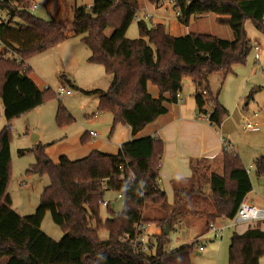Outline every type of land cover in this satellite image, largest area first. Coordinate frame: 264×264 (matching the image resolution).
<instances>
[{
    "label": "trees",
    "instance_id": "trees-1",
    "mask_svg": "<svg viewBox=\"0 0 264 264\" xmlns=\"http://www.w3.org/2000/svg\"><path fill=\"white\" fill-rule=\"evenodd\" d=\"M60 1L63 15L45 19L32 11L33 0H0V8L8 13V19L0 21V99L7 121L0 130V264H192L199 241L165 251L169 235L176 229L175 223L180 225L192 215H205L201 233L208 232L217 219L235 216L253 189L239 155L229 148L223 150L222 174L201 172L198 161L187 184L173 182L174 201L170 204L158 186L164 152V141L159 137L126 141L117 154L93 150L77 160L61 156L57 163L47 157L43 144L36 143L31 150L37 161L26 173H47L49 183L42 190L35 212L21 215L13 209L7 191L10 122L55 96L49 87L40 90L30 76L32 68L24 65L34 55L82 36V43L90 50L87 61L101 64L111 76L108 88L84 90L64 73L59 79L64 87L99 94L97 109L112 114V128L117 124L129 126L136 135L167 113L168 104L178 102L185 77L195 84L193 96L200 112H204L207 102L214 104L210 121L220 127L229 112L214 96L208 77L214 72L228 75L235 64L246 62L253 46L245 22L252 20L264 33V0H175L179 23L188 25L192 15L214 13L219 24L230 28L233 39L195 32L172 35L164 24H148L145 17L137 20L139 36L131 39L126 32L138 14L141 0H94L90 6L75 7L72 17L67 0ZM109 27L113 31L107 36L105 30ZM148 83L158 87V97L149 93ZM55 120L58 126L73 121L61 101ZM254 164L257 174H264V156L256 158ZM205 184L209 187L207 197ZM110 191L122 195L123 206L120 211L110 210V216L102 220L101 203ZM204 197L210 198L212 210L203 204ZM149 205L158 208V216L146 215ZM110 206L108 202L106 207ZM47 210L54 213L63 230L60 239L41 228ZM93 221L95 228L91 226ZM139 222L157 223L161 228L155 235L153 253H137L131 245ZM263 224L257 223L242 233L233 232L228 264H260L264 256ZM99 229H106L108 237L100 238Z\"/></svg>",
    "mask_w": 264,
    "mask_h": 264
},
{
    "label": "rangeland",
    "instance_id": "rangeland-1",
    "mask_svg": "<svg viewBox=\"0 0 264 264\" xmlns=\"http://www.w3.org/2000/svg\"><path fill=\"white\" fill-rule=\"evenodd\" d=\"M83 3L90 6L92 0H83ZM154 8L155 2L149 3L146 0H141L138 14L126 32L128 38L133 39L139 36L137 20L139 18L145 19L144 16L147 12L151 16L145 20L148 24L153 22L156 18ZM173 9L177 10L175 7ZM35 14L44 16L41 8ZM62 15L60 13L45 17L50 19ZM0 16L3 19L8 18L7 11L0 8ZM216 16L214 13H209L201 20L193 21L190 31L217 35L225 39L230 29L227 26L219 25L215 20ZM177 28L179 32L176 35L185 34L183 25L179 24ZM245 28L253 46L246 62L235 64L233 72L228 75L222 72H214L209 78L214 96L218 95V99L229 111L228 121L225 123L226 132H222V135L232 143L235 149L243 153L246 168H250L253 190L248 194V198L251 203L264 209V174H257L255 164L252 161L256 157L264 156V33L258 31L250 19L246 21ZM166 30L171 33L169 24H167ZM112 31L113 29L109 27L105 30V34L110 36ZM81 37H71L70 40H65L56 45L54 49L30 58L31 75L42 90L49 87L55 96L34 109L15 117L10 122L11 170L7 191L11 196L13 209L21 215H29L35 212L40 203L42 190L49 183L47 173H26L30 166L37 161L35 152L31 150L35 143L44 145V152L53 163H56L59 156L64 153L70 158L76 159L86 155L92 145H106L108 143V137L111 133L109 128H112V114L109 112L102 113L97 109L99 104L97 95H87L66 86V89H71L72 94H59V87L62 84L58 76L60 72L86 90L96 87L107 89L109 86L111 76L105 72L104 67L101 64L86 62L90 50L82 43ZM229 39H233V35L230 34ZM187 86L191 87V81L190 78L185 77L183 87L187 88ZM59 101L73 116V121L65 126H58L55 120ZM246 103L249 104L246 105ZM205 107L210 113L214 110L213 103L210 101L206 103ZM0 117L2 123L4 121L2 111ZM248 122L258 123L259 129L248 131L245 128ZM121 126L122 124L115 125L114 130L123 128ZM217 128L219 129V127ZM85 130L98 131L100 135L90 137L86 133V139L83 141L82 136ZM32 134L38 135L37 141L32 139ZM19 150L27 151L20 154ZM220 165L222 166V164ZM204 170L206 173H210L208 167L202 169L201 172ZM203 189L207 197L209 194L208 185L205 184ZM167 197L169 199V195ZM206 197L202 199V202L209 210H212L211 200ZM105 199L110 200L111 206L107 208L101 205L100 216L102 220L110 216V210L120 211L123 206L122 200L116 199V193L113 191L108 192ZM171 200L173 202L174 198ZM146 215L151 218L158 216V208L149 205L146 209ZM205 218V215L189 216L180 226L173 229L169 235L170 241L166 245L165 251H172L194 241L193 239L199 234L201 227L203 228ZM229 221V219L221 220L218 225L227 224ZM91 226L96 227L94 221ZM248 226L247 224L228 226L222 237H216L208 232L203 238H198L200 244L204 245V249H197L200 254L193 253L192 264H228V247L233 232H242ZM41 228L46 233L53 235L55 239H60L63 236V230L58 225L54 213L50 210L45 212ZM157 228L161 231L157 223L150 224L148 228L149 241L155 242L156 237L152 232ZM97 234L102 239L109 235L106 229L97 230ZM150 252H155V245L150 247Z\"/></svg>",
    "mask_w": 264,
    "mask_h": 264
},
{
    "label": "crops",
    "instance_id": "crops-1",
    "mask_svg": "<svg viewBox=\"0 0 264 264\" xmlns=\"http://www.w3.org/2000/svg\"><path fill=\"white\" fill-rule=\"evenodd\" d=\"M33 1H34L35 7L32 8V11L35 13L37 12L38 9L41 8V10L43 11V15H44V16H40L42 18L47 19L45 16H55L60 13L63 14V5L60 0H33ZM93 1L94 0H92V3ZM81 5L89 6L88 4L83 3V0H67V6L69 8V16L72 17L74 8L81 6ZM154 9H155L154 13L156 15V18L153 20L152 23H162L165 26L169 24V28L171 32L170 34L176 35L177 32H179L177 27L179 24H181L177 21V18H176L178 11L177 10L175 11L173 8L172 10H169V9L161 10V9H156V8ZM173 15L175 18L173 17ZM205 15L207 14L192 15L190 17L188 25L181 24L184 27L185 34L192 32L190 31V27L193 21L197 19L201 20V18L204 17ZM216 18L217 16L215 17V20ZM7 19H8L7 17L3 19L0 16V21L7 20ZM222 26H225V25H222ZM194 32L199 33L197 31H194ZM227 34L228 35H226L227 37L225 39H229L230 34L233 35L231 30L230 32H227ZM67 40H70V38ZM55 47L51 49H54ZM255 48H258V47L255 46ZM88 57L89 55L86 58L87 63H89L87 61ZM30 61L31 60H29L28 65L32 68ZM60 74H62V72H60ZM30 76L32 80L36 83L38 88L42 90L40 86L37 84V81L33 77V75H30ZM208 79H209L210 89L211 91H213L210 78L208 77ZM110 80H111V77H110ZM190 81H191V87L187 86V88H185L183 87V83H182V89L180 91L178 102L168 104L167 113L160 115L156 120L148 123L139 132H137L136 135L132 134L131 128L129 126L122 125L121 127L123 128L121 129L116 128L115 130H114L115 127L109 128L111 133L108 137L109 139L106 145H102V144L95 145L94 144L92 145V147L90 146L91 148L88 150V153L86 155H83L80 158H76V159L70 158L67 154L64 153L59 156L57 162H59V159L61 156H66L71 160L81 159V158L88 156L93 150H98L100 152L107 153V154H117L121 144L126 141L132 140L134 138L145 137V136L159 137L164 141V152H163L161 163H160V176L158 179V186L160 189H162L165 192L166 197L167 195H169V199L167 197V201L170 204L173 203L171 198H174L173 197L174 195L173 182L176 181V184L178 185L187 184L189 179L193 176L194 167L199 164V163L197 164L198 161H200V165L198 167L201 170L208 167L210 173H216V174L223 173L222 155H223V150L225 149V146H226L225 143L227 144L229 149L234 150L239 155L243 164L246 166V163L244 162L243 153L235 149L232 143L222 135V132L223 133L226 132L225 123L228 121V116L224 119L225 122L223 121L219 129L211 121L206 120L205 114H207L209 111H207L206 107L204 108V112H200L198 110L197 103L193 96L196 90L195 84L192 82L191 79ZM80 88L84 89L83 87H80ZM92 89L106 90V89L98 88V87L92 88ZM92 89H89V90H92ZM148 91L153 97L159 96L158 87L153 85L152 83H148ZM70 94H72V92ZM93 95H97L98 100H99V94L94 93ZM217 98H218V95H217ZM218 101L226 108V106L219 99ZM248 104L249 103H246V105ZM1 111L3 113V105L0 99V112ZM0 119L2 120L1 117ZM112 119L113 117L111 115V122H112ZM4 121H6L5 118H4ZM4 121L2 123L0 122V130L7 123V121L6 122ZM113 130L114 132L112 134ZM90 131H94V130H88V131L85 130L83 134L87 133L88 135H90V137H94V136H91ZM96 132L100 135L98 131ZM256 158L252 159L253 163ZM220 164H222V166ZM249 166L251 167L252 165L250 164ZM247 171L250 174V168H247ZM116 199H118L117 195H116ZM118 200H121V199H118ZM245 200L251 203L248 198V195L246 196ZM108 201L111 204L110 200ZM227 219L228 218H219L217 219L215 224L218 225L221 220H227ZM238 224H247V223H238ZM180 225L178 223H175L174 227L177 228ZM222 225H225V224H222ZM247 225H249L248 227H250L255 224H247ZM247 228H245L242 232H244ZM262 228L264 229V224ZM159 231L160 229L157 228L154 232H152V234L157 235ZM201 232L202 230H199V234L193 240L199 241L198 238H201V237L203 238L209 231L206 233H201ZM242 232L239 231L237 233H242ZM49 235L55 238L53 235L51 234ZM199 245H202V244H200L199 242ZM195 253L200 254L199 251H196ZM260 264H264V256L260 258Z\"/></svg>",
    "mask_w": 264,
    "mask_h": 264
},
{
    "label": "built area",
    "instance_id": "built-area-1",
    "mask_svg": "<svg viewBox=\"0 0 264 264\" xmlns=\"http://www.w3.org/2000/svg\"><path fill=\"white\" fill-rule=\"evenodd\" d=\"M175 0H158L155 3V8L157 9H169L172 10L174 7ZM35 5H33L32 8H34ZM150 14L147 13L145 18H150ZM0 47L2 48L3 45L0 43ZM9 54H12V52H9ZM8 54V55H9ZM16 61H19V59L15 58ZM28 67V63L24 65V68ZM72 91L70 89H66L64 86L59 87V94H70ZM205 93V92H204ZM180 93L177 94V97L179 99ZM206 120L210 121L211 113L208 112L205 114ZM245 128L248 131H256L259 129V124L258 123H251L248 122L245 125ZM91 136H98L99 134L96 131H90ZM225 149L228 148L227 144L225 143ZM122 195L117 194V198L121 199ZM108 200H104L101 205L107 206L108 205ZM229 223L225 225H216V224H211L209 232L214 234L216 237H222L224 234V231L228 226H234L238 223H247V224H257L260 222H264V209H261L251 203H249L247 200H243L241 204L239 205V208L235 214V216L231 219H229ZM150 226V223H143L139 222L136 225V232L135 235L131 238L130 242L137 253H150V247L155 245V242H151L148 239L149 233H148V228ZM150 242V243H149ZM204 245L199 246V250H203Z\"/></svg>",
    "mask_w": 264,
    "mask_h": 264
},
{
    "label": "water",
    "instance_id": "water-1",
    "mask_svg": "<svg viewBox=\"0 0 264 264\" xmlns=\"http://www.w3.org/2000/svg\"><path fill=\"white\" fill-rule=\"evenodd\" d=\"M32 139H33L34 141H37V139H38V135H36V134H32ZM168 233H169V224L167 223L166 226H165V234L167 235Z\"/></svg>",
    "mask_w": 264,
    "mask_h": 264
}]
</instances>
